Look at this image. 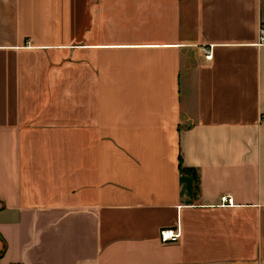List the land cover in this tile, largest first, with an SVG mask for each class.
<instances>
[{"label":"crops","instance_id":"0c3cea01","mask_svg":"<svg viewBox=\"0 0 264 264\" xmlns=\"http://www.w3.org/2000/svg\"><path fill=\"white\" fill-rule=\"evenodd\" d=\"M259 26L264 0H0V264H264Z\"/></svg>","mask_w":264,"mask_h":264},{"label":"built area","instance_id":"2783aa9c","mask_svg":"<svg viewBox=\"0 0 264 264\" xmlns=\"http://www.w3.org/2000/svg\"><path fill=\"white\" fill-rule=\"evenodd\" d=\"M257 44L258 45L264 44V31L263 28L260 26L257 29ZM201 52L205 60H209L211 58L210 47L201 48ZM260 121H264V116L260 117ZM219 201L221 205H226V206L231 205L230 197L223 196L220 198ZM179 234L180 233L177 227H174L173 229H162L158 232V239L161 244H171V243H175L178 240Z\"/></svg>","mask_w":264,"mask_h":264}]
</instances>
